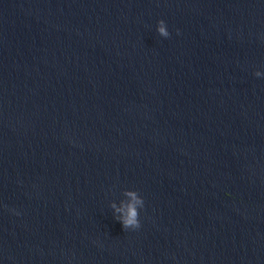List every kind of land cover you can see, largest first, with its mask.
Returning a JSON list of instances; mask_svg holds the SVG:
<instances>
[{
  "label": "clouds",
  "instance_id": "9594fccd",
  "mask_svg": "<svg viewBox=\"0 0 264 264\" xmlns=\"http://www.w3.org/2000/svg\"><path fill=\"white\" fill-rule=\"evenodd\" d=\"M157 32L164 38L170 36L166 22L163 19L159 20L157 23ZM177 34H180L179 29H177ZM254 75L256 77H261L264 73L256 71ZM123 195L125 199L121 200L119 205L115 202H112L110 205L113 209V216L122 224L124 230H137L141 227L139 210L144 207V200L136 190H125ZM18 214L19 213H17V215Z\"/></svg>",
  "mask_w": 264,
  "mask_h": 264
}]
</instances>
